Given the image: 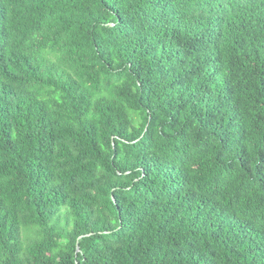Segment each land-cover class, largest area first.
<instances>
[{
  "label": "trees",
  "instance_id": "trees-1",
  "mask_svg": "<svg viewBox=\"0 0 264 264\" xmlns=\"http://www.w3.org/2000/svg\"><path fill=\"white\" fill-rule=\"evenodd\" d=\"M0 264H264V0H0Z\"/></svg>",
  "mask_w": 264,
  "mask_h": 264
}]
</instances>
